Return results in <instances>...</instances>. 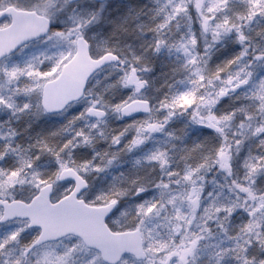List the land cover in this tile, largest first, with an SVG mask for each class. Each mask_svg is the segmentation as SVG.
Instances as JSON below:
<instances>
[{"label": "snow or ice", "instance_id": "6c2138e0", "mask_svg": "<svg viewBox=\"0 0 264 264\" xmlns=\"http://www.w3.org/2000/svg\"><path fill=\"white\" fill-rule=\"evenodd\" d=\"M230 3L231 0H169L168 13L159 20L154 18V25L143 31V35L154 33L145 52L159 53L163 47H168L170 53L173 47L183 50V67L191 73L187 91L176 93L171 101H161V108L171 109L163 122H148L152 109L144 94L148 81L141 73L153 69L144 63L146 57L134 55L130 61L118 41H104L102 48L96 45L93 49L95 33L90 37L89 31L102 22L103 7L86 15L73 12L57 23L68 0L61 6L58 0H38L35 4L0 0V33L6 34L21 23L13 9L29 13L25 19L31 25L15 41L0 44V79L8 81L9 91L16 97L14 102L11 96L0 94V108L11 115L33 114L34 110L38 116L72 111L68 123L74 130V136L68 135L55 147L40 142L39 148L30 147L27 152L15 139L4 137V150L0 151V264H76L84 251L89 255L88 264H200V257L209 247L204 241L214 235V226L223 228L208 213L215 207L217 219L222 209L229 218L235 215L234 205L216 203V196L205 183L206 174L215 171L233 176V143L237 156L248 139L256 138L264 146V43L260 42L264 41V31L257 33L260 41L255 43L254 37L244 31L264 20V0H246L244 11L233 14L243 23H236L233 16L220 11ZM140 16V12L129 8L121 16L105 21V30L113 36L130 34L126 27L129 17L139 20ZM179 16L189 26L182 42L173 45L162 38L163 30ZM193 24H198V29ZM209 32L212 43L204 44L203 55H191L189 47L198 49L200 37L206 39ZM228 38L239 45L238 50L209 66L211 50ZM31 49L34 50L27 59L16 58L18 52ZM81 65L85 70L79 76L77 95L55 102L52 97L63 78ZM105 69L106 78H111L110 83L121 93L118 102H105L92 92L94 78ZM13 83L15 89L11 87ZM225 98L251 101L261 114L248 112L242 105L225 111ZM175 109L189 115V125L207 131L203 141L191 146H157L145 156L151 169L142 176L114 173L106 189L92 182L93 173L113 168L121 151L142 146L150 138L148 133L163 132L175 116ZM110 111L144 119L138 125L133 122L132 131L125 127L114 133L109 138L108 151L89 153L86 146L90 138L79 127L80 122L88 121L93 128L107 125ZM230 122H236L235 128ZM16 135L15 130L9 133L13 138ZM166 135L171 137L172 133ZM203 149L207 150L201 159L190 163L189 153ZM243 167L246 178H253L254 184V177L264 175V153L246 157ZM231 183L234 189L247 193L245 200L252 196L250 187L238 178ZM261 202L264 203V192ZM262 214L264 208L258 212L255 203L244 207L246 222L241 231L251 230L253 221L248 217L259 219ZM87 217H93L108 237L132 240L134 244L122 243L116 254L109 253L101 241L89 236L82 222ZM151 221L157 228L163 222L166 231L150 228ZM224 231L227 233V229ZM251 247L254 245L249 240L243 247V264H264V251L258 260L255 256L249 258ZM217 248L216 264H221L225 256L241 260L239 254L233 255V249L220 245Z\"/></svg>", "mask_w": 264, "mask_h": 264}, {"label": "rangeland", "instance_id": "374dc122", "mask_svg": "<svg viewBox=\"0 0 264 264\" xmlns=\"http://www.w3.org/2000/svg\"><path fill=\"white\" fill-rule=\"evenodd\" d=\"M127 1V0H126ZM130 2L135 5V10L133 12L137 11L138 9V3L135 2V0H129ZM21 4H26V3H37L38 0H19ZM176 3H179V0H175ZM187 2V0H185ZM205 3L211 2V0H204ZM217 3H222V0H216ZM245 3L246 0H231V3L229 4L227 9L221 8L220 11L226 13L229 16H233V19L235 20L236 23H239V20L235 18L233 15L235 12H243L245 9ZM64 4V0H58V6H61ZM124 4V6H122ZM168 4L169 0H156L154 1V7L156 11V15L160 16L159 19L163 18V15H166L169 11L168 9ZM103 7V14L106 13L108 16H106L103 19V23L101 26H96V30H99L100 32L98 33V36L100 37L99 39L95 40L93 44V49L96 50V45H99L101 48L103 46L104 41H118L119 45L121 47V50L124 51V49L128 50L127 55L129 56H134L135 50H132V46H128V48L123 47L126 42L129 43H139V45H144L145 48H147L148 43L152 40V37L145 36V39L139 40V37L141 35H138L137 32L139 30V27H130L131 20L129 17V22L126 25L128 29V33L130 34H117L113 36L110 31L105 30L106 29V24L105 21L112 19L114 17L121 16L124 14L130 7H128L124 2L121 0H111L107 5L100 6ZM124 7V9H122ZM92 9H95L93 3L85 1L78 3L76 5H66V10L65 13H60L58 14L59 18L56 21L57 23H60L61 21L66 19L67 15L72 14L75 12L78 15H86L88 12H90ZM132 9V8H131ZM22 10V9H19ZM134 12V13H135ZM138 12V11H137ZM166 13V14H165ZM108 17V19H107ZM158 19V20H159ZM174 20H179V23H187L188 21L185 20L182 16H179L178 19ZM174 20L172 23H174ZM135 22V21H133ZM197 27L198 24H196ZM172 26V25H171ZM248 30L251 36L254 37V40L252 41L255 43L256 41H260V37L257 35L258 32L264 31V20H260L259 23H252L250 26H248ZM90 32V31H89ZM184 35V34H183ZM183 35L180 36V41L183 39ZM203 38V36H201ZM207 40L204 42L206 43H212V34L209 32L207 34ZM138 41V42H137ZM231 40L228 39V41L223 45L222 51H221V56L220 57H226L230 54V47L231 46ZM171 43V42H170ZM132 45V44H131ZM226 45V47H225ZM36 47V45H33ZM31 50H24L22 52L17 53V59H27L30 51ZM215 52V50H214ZM224 55H223V54ZM174 63L173 61H170V58L168 59H161V67L159 70L162 72L167 71V73H171L169 71L173 70L174 68ZM2 65V62L0 63ZM142 75V74H141ZM143 77L148 81V87L144 89V94L148 98V100L152 104V108L154 110V115H158V117L164 116V112L158 113V110L160 111L159 108H161V101L163 100V94L155 89L152 88L155 86L156 80H161L165 78L166 76H162L160 78H155V79H149L146 78V76L143 75ZM99 83V78L95 77L93 80V87ZM13 89H15L17 86L15 83L11 85ZM92 87V89H93ZM93 92V90H92ZM0 94H4L5 97L7 98L8 96L12 97V101H16V97L12 95V93L9 91V83L8 81L4 79H0ZM120 91L118 90L113 96H105L103 95L102 99L105 102L108 101H113V102H118L120 98ZM165 99L164 101H166ZM248 102H240L239 106H243L244 109H246V106L248 105ZM123 106V105H122ZM71 113L72 111H68L64 115L60 117H56V120H63L66 118L67 114ZM44 118V119H43ZM46 119V120H45ZM108 121L109 123L107 125L101 124L100 126L93 128L91 127L90 123L88 121H81L79 127H82L84 132L87 133L90 137V135H97V133H102L104 130L107 132H111L113 135L114 133H119L121 132L125 127L128 128L129 131H132L133 129V122H137L135 124L138 125V123L141 122L140 120H135V121H130V122H120L118 119V113L114 111H110L108 115ZM46 122L48 124L51 123L48 117L44 116H38L35 114V110L33 114H22L17 112L15 115H11L10 112L5 111L3 108H0V151L4 150V144L6 143L4 137H8L9 140L15 139L20 145H22V148L25 152L29 150L30 147L32 148H39L40 147V142H46L47 144L51 145L53 143L52 141V135L47 134V131L45 130L43 123ZM170 128H165L163 132L157 131L154 133H148L150 138L147 141L142 142V146H134L131 151H127L125 155H127L129 158L133 157L136 153V157L131 160V162L127 164H122L119 166L114 172L106 173L103 175L93 173L90 176V179L92 182L97 186V187H102V188H107L109 186V182L112 180V176L114 173H118L120 171L126 172L128 177H133V171L131 172L132 168H138L139 166H151L150 163L145 159V156L150 154L152 151H155L157 146L159 148H170L172 143H176L178 145H183L187 144L189 145L188 141V136H180L178 135V132L176 131V128H173V126H169ZM15 130L17 133L16 137L13 138L9 136V133ZM145 131L147 132V128L145 127ZM172 133V136L166 135V133ZM72 134L74 136V130L72 125L69 126L64 130V133L61 135L59 138V141L67 137L68 135ZM179 138V139H176ZM255 139V138H253ZM250 140V139H248ZM95 144L100 145V149H107L108 145L104 146L103 145V140L102 138L95 137L90 141V145L92 147ZM123 147V146H122ZM254 149H258L257 146H253ZM125 150L121 151L120 153L123 154ZM178 151V150H177ZM264 151V147L258 150V153H262ZM258 153H253L252 149H248L246 147L245 151L241 154V159L237 162L238 166H236V169L239 173H241V177L244 179V182H246L245 187H250V190L252 191V196L247 197L245 200L244 197L247 196V193H244L240 190H235V193L239 192V200L236 204V210H234L235 215H232L230 218L227 217V214L224 212H221L222 216L218 220H213L215 221L216 224H221L223 225V228H217L213 227V233L214 231L217 230V232L214 233V235L211 236V238L207 241H204V243H208L209 247L205 250V252L202 254L200 257V264H216V258L214 256V253L218 251L217 245L226 247V248H231L234 250L233 255L239 254L241 256L240 261H236L232 258V256H225L224 260L221 262V264H243V247L246 246L247 242L249 240L252 241L254 247H251L248 252L249 258L255 256L257 260L259 259V255L261 251H264V230H262V226H264V214L261 215V218L257 219L256 216L248 217L247 219L249 221H253L250 224L251 230H244L241 231V226L246 222L245 221V216L243 215V208L244 207H250L254 203L257 207V211L260 212L262 208H264V203L261 202V197H262V192H264V175L261 176H256L254 177L255 183L253 184V178H246V169L243 167V163L246 157H249L251 155H255ZM190 162V161H189ZM191 163V162H190ZM210 174V173H209ZM215 174V173H214ZM214 179L213 181L210 180V182L207 183L209 185V190L212 191L215 189L216 184H221L222 182L227 186L228 185V180L230 179L229 176L226 177L224 173L220 177H218L215 180V175L213 176ZM215 182H217L215 184ZM206 197V201H207ZM185 211L192 212V210L185 209ZM191 218V216H189ZM121 219H125L121 217ZM150 228L154 229H160L161 232L166 231V228L163 226H159L157 228V224L151 222L149 224ZM162 227V228H161ZM224 229H227V233H225ZM3 232V228H0V233ZM231 237V239L229 238ZM89 260V255L86 251L81 252L77 258L76 264H88Z\"/></svg>", "mask_w": 264, "mask_h": 264}, {"label": "trees", "instance_id": "16d2710c", "mask_svg": "<svg viewBox=\"0 0 264 264\" xmlns=\"http://www.w3.org/2000/svg\"><path fill=\"white\" fill-rule=\"evenodd\" d=\"M153 5H154V0H139L138 9H137V11L141 13L140 19L138 20L139 30L137 32L138 35H141V37H139V40L145 39V36L153 37V35H154V33H152V32H148L147 35H143V31H146L148 28H150L154 25V18H155V20H158L160 17L159 15L157 16L155 14V9H154ZM95 9L100 10V7L96 6ZM105 16H108V14L105 15V13H104L103 19L105 18ZM164 16L165 15H163V17ZM107 19H108V17H107ZM178 21L174 20V23H172L171 27L163 30L162 38L165 39L168 43L171 42V44H173V45L182 42V40L180 41L179 35L182 36L183 34H185L187 32L188 26H189L188 22L187 23H179ZM102 23H103V20L101 23L94 25V27L89 32L90 37L92 36V33L94 32L95 33V40L100 38L98 36V33L100 31L96 30L95 27L101 26ZM177 23L179 24V27L176 26ZM239 23H243V22L239 20ZM192 27L194 29H198L196 24H193ZM244 31L250 35L248 27H245ZM207 39L208 38L205 39L204 36H203V38L200 37V47L198 49L192 50L189 47V51H190L191 55H197V53H199L200 55H203L204 44H205L204 41ZM228 39L231 40L230 42H231L232 47H230L231 48L230 54L226 57H231L232 54L238 50L239 45L235 44V42L231 38H228ZM228 39H225L222 43L216 44L215 47L211 50L212 59L209 62V66H214L216 63L224 60L225 57H220V56H221L222 47L228 41ZM95 40H94V42H95ZM94 42H93V44H94ZM260 42L264 43V41H260ZM124 46H125V48H128V46H132V50H135L134 55H140V56L146 57L144 60V63H146L150 68L153 69L150 72L141 73L142 75L146 76V78H149L152 80L155 78H160L164 75L166 76L165 78H163L161 80L155 79L156 80L155 86L152 87V88L159 90L163 94V100L162 101H164L165 99H167L166 101H171V98L173 97V95H175L178 92H185L191 87V85L187 82V78L190 76L191 73L189 70H186L183 67V65L185 64V53L183 52V50L177 51L176 48L173 47V49L170 53L168 47H163L159 53H153L150 50L145 52L146 48L144 47V45H139V43H136V42L127 43V45H124ZM214 50H215V52H214ZM249 50H251V49H249ZM123 53L127 54L128 52L123 51ZM126 56L130 61L133 58V56H129V55H126ZM168 58H170V61L175 62L174 68H173V70L169 71V72H171L169 74L167 73V71L162 72L161 70H159L161 67V59L164 60V59H168ZM204 59H207V57L205 56ZM200 66L203 67V64H201ZM106 71H107V69H105V71L98 74L97 77L99 78V83L97 85H95V87H93V89H92L93 93L98 98H103L102 97L103 95L113 96L119 90L118 88L114 87L110 83L111 78H106ZM240 102H248L249 103L246 106V109H245L246 111L256 113L257 116H259L261 114L260 110L251 101L243 100V99L235 100V98H233V99L225 98V100L223 102V108L225 111H228L233 107L239 106ZM159 109H160V111L158 110V113H162L165 110V112L163 114L164 116L166 115V113L168 111L171 110V109H165V108H159ZM237 115L239 116V113ZM71 116H72V114L68 113L66 119L56 120V118H54L51 120L50 124H48L46 122L43 123V126H44L45 130L47 131V134L52 135L53 143L50 146L55 147L57 144L60 143L59 138L64 133V130L66 128H68L69 126H71V124L68 123V120ZM149 116L151 119L148 122H163L164 116L158 117V115H154V110H152V112ZM140 119L143 120L144 118L141 117ZM136 120H137V118H136ZM189 120H190L189 115L186 113H183L182 109H175V116L166 125L165 128L167 129V128H170L169 126H173V128H176L178 135L184 136V137L188 136L187 142L189 143V146H191V145L196 144L200 141H203L205 136L208 133L206 130L200 128L199 126L189 125ZM230 123H231L232 127L235 128L236 122H230ZM186 125H188L187 128H185ZM221 126L223 127V125H221ZM145 127H146V124H145ZM225 131L229 132V129L226 128ZM185 132H187V134H185ZM229 134H231V133L229 132ZM99 136L103 140V145L106 146L109 144V138L112 136V134H111V132H107L106 130H104L102 133H97V135H90V137H89L90 141L92 139H94L95 137H99ZM237 138H239V137H237ZM89 144L90 143H88L86 146V150L89 153H91L92 151H99L103 154L105 151L109 150L108 148L107 149H100V145H98V144H95V145L93 144L94 145L93 147H92V145H90L91 147H89ZM253 146H257L258 149L257 150L254 149ZM246 147H248V149L249 148L252 149L253 153H258V150H260L264 146L259 145L256 138L255 139L251 138L250 140H246L245 143L240 147V153H239V156H237L236 155V145L233 143V147H232V155L234 157L233 176H229L230 179L227 182L228 183L227 186L225 185L226 183L224 184L222 182V185H221V184H216L217 182H215V184H216L215 189H213L212 191L210 190V192H213L214 196H216V203L217 204L234 205V210H236V204H237L239 199L237 198V194L235 193V190H237V189H234L231 182L234 178H238L244 186L246 185V182H244V179L241 177V173H239L236 169V166H238L237 162L241 159V154L245 151ZM206 150L207 149L194 150V151L190 152L189 153V156H190L189 161L191 163H194V162L200 160L203 152ZM126 152H127V150H125L123 154L119 153V159L115 162L113 168L110 169L108 172L112 173L122 164H127V163L131 162V158H129L127 155H125ZM262 153H264V151ZM136 154L134 156H136ZM181 163H183V161H181ZM150 169H151V166H143V165L139 166L136 169L133 168L132 169L133 170V176H137V175L142 176L143 174L149 172ZM108 172L96 173V174H99V176H100V175L106 174ZM214 175H215V180H216L218 177H220L222 175V173L221 172H215V171L208 172L206 174L205 183L207 184L209 182V180L214 179V177H213ZM208 186L209 185H207V188L209 190ZM216 194H218V195H216ZM221 212H224L223 209L221 210ZM221 214L222 213H220V218L222 216ZM208 215L212 221L214 219L218 220L215 207H213L211 209V211L208 213ZM151 222L155 223V225H156L155 221H151ZM159 226H163V222H161ZM158 231H161V230L158 229ZM215 232H217V230L214 231V233Z\"/></svg>", "mask_w": 264, "mask_h": 264}, {"label": "water", "instance_id": "95a60500", "mask_svg": "<svg viewBox=\"0 0 264 264\" xmlns=\"http://www.w3.org/2000/svg\"><path fill=\"white\" fill-rule=\"evenodd\" d=\"M80 1H84V0H68V4H74ZM91 1H93L96 4H102L107 0H91ZM12 11H13V15L17 19H19L21 23L15 25L6 34L0 33V44L15 41L21 32L26 31L31 27V25L25 19L30 15L29 13L16 11L15 9H13ZM83 70H85L83 65L77 66L72 70V72L66 78H63V83L60 85L59 88H57L54 91L52 99L55 102L63 101L65 98L69 96L75 97L77 95V92L79 91V76L81 71ZM67 71L68 70L65 69V72ZM54 114H59V113H54ZM133 117L134 116L125 115L122 112L119 113V118L121 120H127ZM66 174L70 175L71 172H68ZM82 222L84 223V226L89 236L94 240L101 241L105 249L113 255L116 254L122 243H127L128 245L134 244V241L132 240L124 241L120 238L108 237L106 233L102 230V227L98 226L96 220L93 217L84 218Z\"/></svg>", "mask_w": 264, "mask_h": 264}, {"label": "flooded vegetation", "instance_id": "af4514ba", "mask_svg": "<svg viewBox=\"0 0 264 264\" xmlns=\"http://www.w3.org/2000/svg\"><path fill=\"white\" fill-rule=\"evenodd\" d=\"M122 6H124V5H122ZM134 6V5H133ZM122 9H124V7H122Z\"/></svg>", "mask_w": 264, "mask_h": 264}]
</instances>
